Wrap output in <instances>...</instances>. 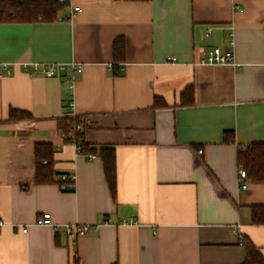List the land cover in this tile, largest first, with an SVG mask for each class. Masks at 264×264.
I'll return each instance as SVG.
<instances>
[{"label": "crops", "instance_id": "obj_1", "mask_svg": "<svg viewBox=\"0 0 264 264\" xmlns=\"http://www.w3.org/2000/svg\"><path fill=\"white\" fill-rule=\"evenodd\" d=\"M231 40L235 65L199 63ZM5 64L0 264H243L249 245L264 255L252 220L264 183L242 189L238 173L240 149L264 144V0H69L54 22L0 23ZM37 64L67 67L47 77ZM11 109L32 118L10 121ZM72 116L92 148H114L115 199L99 151L90 160L65 143ZM38 143L54 148L56 180L75 175L74 191L36 183ZM44 213L51 225L36 224ZM130 218L139 224H121ZM73 224L100 226L73 242Z\"/></svg>", "mask_w": 264, "mask_h": 264}, {"label": "trees", "instance_id": "obj_2", "mask_svg": "<svg viewBox=\"0 0 264 264\" xmlns=\"http://www.w3.org/2000/svg\"><path fill=\"white\" fill-rule=\"evenodd\" d=\"M116 1H150V0H116ZM69 6V0H0V23H30L36 21L54 22L58 20L61 11ZM114 58L116 62H124L126 55V44L123 37L114 42ZM190 92V95L188 94ZM192 93V94H191ZM193 101V88L186 90L182 99L187 98ZM27 112L11 109L9 112L10 121L31 119ZM81 119L67 118L62 121L61 130L65 143L74 144L82 141V149L85 154L99 151L102 158L104 173L113 199L117 194L116 158L115 150L111 147H103L97 150L85 142V131L77 128ZM226 141H230L227 138ZM54 148L50 143H38L35 146L36 159V183L51 184L60 181L56 180L53 169ZM238 166L247 173V178L254 182L264 183V144H256L250 147L241 148L238 153ZM75 189V188H74ZM74 189L72 191H74ZM253 223L264 225V206L253 207ZM114 264H119L118 262ZM243 264H264V255L254 245L247 248L246 260Z\"/></svg>", "mask_w": 264, "mask_h": 264}, {"label": "built area", "instance_id": "obj_3", "mask_svg": "<svg viewBox=\"0 0 264 264\" xmlns=\"http://www.w3.org/2000/svg\"><path fill=\"white\" fill-rule=\"evenodd\" d=\"M63 2L64 0H60ZM74 11H80V7L74 8ZM211 29L208 30V34H211ZM234 46V40H231L230 47L227 49H222L220 47H213L212 49L206 50L203 53L202 58L200 59V64H207V65H221V64H232L235 65V55L233 51ZM166 60L169 62H176L177 58L168 55L166 56ZM67 66L61 65V64H45V65H35L33 68L34 74H42L47 77H53L60 73V71L64 70ZM72 70L81 72L82 66H75L72 64L69 66ZM2 70H0V77L3 75H10L11 70L10 66L5 64L1 67ZM110 69H112V66H110ZM73 80H72V86H73ZM71 107L74 106L72 102H70ZM72 118H77L76 116H72ZM79 130L85 131L86 126L85 123L81 120L77 126ZM82 141L80 140L78 143H74L77 153L86 155L90 160H94L98 157V154L96 153H89L85 154L82 149ZM202 153V150L199 151ZM239 178L242 180V183H240V188L247 189L248 184L246 182L247 179V173L244 169H240L238 171ZM60 181V188L64 191H72L75 188V175L69 174V175H63L59 178ZM111 223L110 219H107L104 221V224ZM2 222H0V225ZM36 224L38 225H51L52 224V216L50 213H44L40 217L37 218ZM122 225H138L139 222L135 218H130L128 220H123L121 222ZM100 225H68L63 227V233L69 237L73 242H75L79 237H82L88 233H91L93 231H96L99 228ZM57 230H59L57 228ZM24 232L27 231V228L25 227L23 229Z\"/></svg>", "mask_w": 264, "mask_h": 264}]
</instances>
